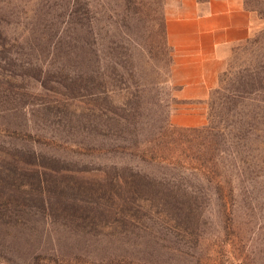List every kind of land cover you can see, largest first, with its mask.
Wrapping results in <instances>:
<instances>
[{"label":"rangeland","instance_id":"rangeland-1","mask_svg":"<svg viewBox=\"0 0 264 264\" xmlns=\"http://www.w3.org/2000/svg\"><path fill=\"white\" fill-rule=\"evenodd\" d=\"M242 2L254 33L185 101L165 0H0V264H264V0Z\"/></svg>","mask_w":264,"mask_h":264},{"label":"crops","instance_id":"crops-1","mask_svg":"<svg viewBox=\"0 0 264 264\" xmlns=\"http://www.w3.org/2000/svg\"><path fill=\"white\" fill-rule=\"evenodd\" d=\"M164 21L172 54L170 82L185 101L206 100L233 49L255 31L254 16L242 0H165ZM203 118L201 108L179 109L174 122L197 126Z\"/></svg>","mask_w":264,"mask_h":264}]
</instances>
